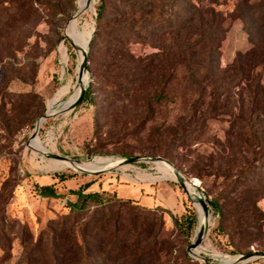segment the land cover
<instances>
[{
    "label": "rangeland",
    "instance_id": "obj_1",
    "mask_svg": "<svg viewBox=\"0 0 264 264\" xmlns=\"http://www.w3.org/2000/svg\"><path fill=\"white\" fill-rule=\"evenodd\" d=\"M191 2L229 16L224 23V40L212 63L214 75L203 70L202 77L196 76L188 85L171 69L173 76L160 92L164 97L152 101L161 80L157 61L144 73L124 71L115 79L110 66L117 58L108 52L106 43L98 44L95 62L87 58L86 98L75 109L46 119L37 139L32 137L36 122L50 106L57 108L66 100L69 92L61 94L62 88L72 91L80 74L74 42L65 36L77 0H33L31 6L18 3L11 10L0 11V264H122V252L112 249L110 242L109 234L115 229L117 237L137 240L139 246L152 239L150 245L159 252L155 256L158 264H206L186 258L198 227L196 208L177 182L163 177L156 163L138 162L91 176L93 172L86 168L52 167V159L42 153L37 142L52 154L77 161L161 157L185 177L197 178L200 191L209 199L219 193L221 185L237 176L249 158L240 152L238 142L236 145L237 135L264 131L259 121L263 117L250 107L255 89L228 79L230 70L246 66L245 59L236 63L239 55L255 57L251 53L264 36V28L259 36L257 33L258 26H264V14L233 13L235 0H184L179 6L189 7ZM99 5L100 0H93L91 10L81 20V24L87 23V48L96 30ZM112 13L109 11L108 16ZM159 36L152 33L146 44L129 45L130 52L124 59L128 69L137 61L134 57L156 52ZM63 46L68 49L64 63L60 52ZM90 48L89 44L88 55ZM210 93L211 100L207 96ZM260 94L264 97V90ZM253 122L256 125L250 124ZM262 138L264 141V132ZM220 150L224 152L220 162L223 177L215 178L204 171L203 177L197 176L198 168ZM123 169L126 175L121 173ZM64 176L67 180L60 182L58 177ZM88 182H93L89 191H115L120 198L133 199L151 210L146 214L141 211L140 217L146 215L157 236L149 238L142 231L146 227L140 225V219L139 227L133 226L134 218L127 214L128 203H106L103 207L92 204L86 211L72 209L68 203L76 196L68 191ZM50 184L56 186L60 197L39 193L38 185ZM259 206L264 211V198ZM190 208L196 220L187 232L174 219ZM211 210L207 205L211 214L199 248L204 258L225 264L228 257L264 248L262 236L242 252H230L233 244L227 232L218 227V216ZM104 216L106 226L98 228ZM125 264L133 263L130 260ZM245 264H264V259Z\"/></svg>",
    "mask_w": 264,
    "mask_h": 264
},
{
    "label": "trees",
    "instance_id": "obj_2",
    "mask_svg": "<svg viewBox=\"0 0 264 264\" xmlns=\"http://www.w3.org/2000/svg\"><path fill=\"white\" fill-rule=\"evenodd\" d=\"M235 1L233 13L240 12L249 15L251 12H256L264 14V0ZM183 2L184 0H100L97 10L98 22L90 42L88 61L95 62L96 47L102 43H106L108 52L117 58L116 64L110 66V68L112 67L111 76L115 79L122 77L126 73L124 71L129 73L135 70L144 73L157 61L156 67L160 70L161 80L153 94L154 98H151L152 101L157 102L164 97L161 96L160 92L167 87L171 76H173V71L181 74L188 85L194 81L196 76L202 77L203 70L204 73H212V63L215 53L218 52L220 44L224 40L226 32L224 23L229 16L224 17L215 8L208 5L203 6L201 3L191 2L189 7L182 8L179 5ZM18 3H21L20 6H31L33 0H0V11L11 10ZM174 9H176L175 12ZM109 11L113 12L110 16H108ZM263 28L264 26H258V36ZM152 33L160 34L156 38L157 43L154 45L156 52L144 58L133 56L137 61H133L131 65L133 68L129 67L130 69H128L124 59L126 53L130 52L129 45L131 43L146 44ZM251 54L255 57L247 59L249 58L248 55L238 56L236 63L245 59L244 65L246 66L238 70L235 68L230 70L231 76H228V79L232 82L236 81L238 86H251L253 90L255 89L254 95L251 97L250 107L263 117L259 121L264 127V97L260 98V93L264 90V75L262 73L264 72V36L257 40ZM214 83L216 82L214 81ZM87 94L88 91H86L83 100ZM207 96L211 100V93ZM250 124L254 125L255 122ZM263 132L261 131L259 134L258 130H254L247 136L244 134L237 135L235 138L236 145L238 142L240 152L249 158L245 160V165L237 176L230 182L221 185L219 193L217 192L210 199L207 196L211 213L212 208L214 214L218 216V227L220 226L224 232H227L233 244L234 249L230 252H242L244 248L249 247L264 236V211L259 206L260 200L264 198ZM223 154L224 152L220 150L209 157L211 160L203 167L198 168L200 172H195L197 176L203 177L204 172H209L215 178L223 177V168L220 163ZM58 179L60 182L67 180L66 176L58 177ZM92 184L93 182H88L76 190L68 191V193L76 196L74 202L68 203L72 209L86 211L92 204L103 207L106 203H120L121 205L128 203L130 208L127 214L134 218L133 226L139 227L137 221L140 219V225L146 227L142 231L147 233L149 238L157 236L153 231L154 224L145 220L146 215L143 216V219L140 217L141 211H145L143 213L146 214L151 213V210H147L145 206L133 199L120 198L115 191H88ZM38 189L43 196L60 197L57 194L56 186L53 184L38 185ZM119 217L121 218V215ZM102 220L103 222L98 228L106 226L104 224L107 221L106 217L104 216ZM174 220L181 230L188 232L194 227L195 211L190 208L179 219L175 218ZM117 231L118 229H115L110 232L109 237L112 249L122 252L121 258L124 261L122 264L130 262V260L133 264H158L159 260H156L155 256L159 252L157 253L155 246L150 245L153 243L152 239L144 246H139L137 240H122L117 237ZM249 251L251 250H247V252ZM257 251L264 252V248H257ZM127 257L130 259L129 261L126 260ZM186 258L195 261L188 255Z\"/></svg>",
    "mask_w": 264,
    "mask_h": 264
},
{
    "label": "bare ground",
    "instance_id": "obj_3",
    "mask_svg": "<svg viewBox=\"0 0 264 264\" xmlns=\"http://www.w3.org/2000/svg\"><path fill=\"white\" fill-rule=\"evenodd\" d=\"M90 0H77V10L75 15L71 20H69L68 24H66L65 31L66 34L65 36L70 39V41L74 42V45L76 46V51L79 56V63L81 66L82 61L84 60V52L87 51V39H86V34H87V23L81 24V20L84 19V17L88 14V12L91 10V6L89 4ZM68 31V32H67ZM72 39V40H71ZM61 52V58L63 63L67 62L68 60V49L66 46L61 47L60 49ZM63 70V69H62ZM78 73L80 72V68L78 67L77 69ZM79 77V76H78ZM78 80L76 81L75 87L72 89V91L69 90L68 87H63L61 90V94H65L69 92L66 100L59 104L57 108H54L53 106H50L47 114H52L55 113L59 110L68 112V108L75 102V100L78 98V95L84 88L86 82H87V73L83 72L82 78H77ZM44 118L41 117L38 121L39 129L44 123ZM34 138H38V135ZM50 140V139H49ZM34 145H36L35 139L31 141ZM39 143L40 148L42 149V153H44L47 157L52 159V167L56 169H65L68 167H80V168H86L91 170L92 172H97L100 170H105L113 166H119L121 163V159L112 162V161H104V158L102 157H95L93 160H88V161H77V160H71V159H57L54 158L50 152V150L44 146L45 150L39 140H37ZM106 160V159H105ZM149 163H156L159 169L161 170L163 177L168 178V179H175V173L178 172L179 170L176 169L169 161L165 159L161 160H155L151 161ZM109 165V166H107ZM122 167V166H120ZM119 167V168H120ZM118 168V169H119ZM192 182L191 183H186V187L183 188L186 196L191 199L194 208H196L197 212V217H198V228L201 225H205L207 228V224L209 223V217L210 214L208 212H205L203 210V206L200 202L201 197L200 194L196 191V189L193 187V185L198 186L199 185V180L197 178H191ZM202 195V194H201ZM207 232V229H206ZM206 237V234H205ZM204 237V238H205ZM203 244V243H202ZM202 244L196 249V252H199V248L202 246ZM192 255L195 256L194 253L191 252ZM235 257H228L227 262L225 264L231 263Z\"/></svg>",
    "mask_w": 264,
    "mask_h": 264
},
{
    "label": "water",
    "instance_id": "obj_4",
    "mask_svg": "<svg viewBox=\"0 0 264 264\" xmlns=\"http://www.w3.org/2000/svg\"><path fill=\"white\" fill-rule=\"evenodd\" d=\"M92 1L93 0H90L89 4ZM92 37H93V35H92ZM92 37H91V39H92ZM91 39H90V41L88 43V48H89V44L91 42ZM74 47L76 48L75 45H74ZM87 58H88V49H87V51L84 52V60L82 61L81 66H80V74H79V77H78L79 79L82 78L83 72H86L88 74V71H87ZM86 91H88V90H87V88L85 86L82 89V93L80 94V96L68 108V111H71V110L75 109L83 101V98L86 95ZM60 113H67V112L59 110V111H57L55 113H52V114H47L46 113L42 117L44 118V120H46V119L51 118L53 116H56V115H58ZM38 121L36 122V125H35L36 128H35L34 133L32 134V137H36L38 135V132H39ZM51 155L54 158H57V159H60V160H63V159L67 158V157L60 156V155H55V154H51ZM161 159H163V158H161V157H156V158H150V157H130V158H125V159H122V161L119 164V166H113V167H110V168L105 169V170H100V171H97V172H93L90 175L91 176L95 175V174L100 175V174H104V173H107V172H112L114 170H117L120 166H130V165H132L134 163H138V162H148L149 163L151 161L161 160ZM167 180H169V179H167ZM170 180H174L175 182H177L183 188L186 187V183H191L192 182L191 178L185 177L184 174L181 171L176 172L175 173V179H170ZM193 187L196 189V191L198 193L203 195V198H201L200 202H201V204L203 206V210H204L205 215H206L207 205H208L207 196H206V194L204 192L200 191L199 186L193 185ZM206 229L207 228H206V226L204 224L199 226V228L197 227V230L195 232L194 238H193L191 244L188 246L187 251H188L189 256L191 258L195 259V260L203 261L206 264H214V263H212L211 261H209L208 259L204 258L201 255L202 251L196 252V249H198V247L204 241V237H205V234H206ZM191 252L194 253L195 256L192 255ZM232 257H235V259L229 264H245V263L253 261V260L264 259V252L257 251V250H251L249 252H245V253L239 254L237 256H232Z\"/></svg>",
    "mask_w": 264,
    "mask_h": 264
},
{
    "label": "built area",
    "instance_id": "obj_5",
    "mask_svg": "<svg viewBox=\"0 0 264 264\" xmlns=\"http://www.w3.org/2000/svg\"><path fill=\"white\" fill-rule=\"evenodd\" d=\"M124 171V172H123ZM123 171L121 172L123 175H126L125 169H123Z\"/></svg>",
    "mask_w": 264,
    "mask_h": 264
},
{
    "label": "crops",
    "instance_id": "obj_6",
    "mask_svg": "<svg viewBox=\"0 0 264 264\" xmlns=\"http://www.w3.org/2000/svg\"><path fill=\"white\" fill-rule=\"evenodd\" d=\"M89 191V190H88ZM91 191V190H90ZM92 191H99V190H92Z\"/></svg>",
    "mask_w": 264,
    "mask_h": 264
}]
</instances>
